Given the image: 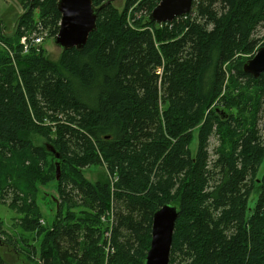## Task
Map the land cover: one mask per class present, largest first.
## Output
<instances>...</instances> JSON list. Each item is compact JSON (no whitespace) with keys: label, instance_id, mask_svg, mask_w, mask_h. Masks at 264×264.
Returning <instances> with one entry per match:
<instances>
[{"label":"trees","instance_id":"1","mask_svg":"<svg viewBox=\"0 0 264 264\" xmlns=\"http://www.w3.org/2000/svg\"><path fill=\"white\" fill-rule=\"evenodd\" d=\"M24 1L12 35L0 21V203L33 234L27 257L144 264L153 213L172 204L169 264H264V71H243L264 45V0H193L160 25L146 20L160 0H125L122 11L92 0L95 29L57 60L30 36L57 34V0ZM92 165L111 184L87 180ZM52 180L57 211L46 224L37 184ZM2 226L0 264H10Z\"/></svg>","mask_w":264,"mask_h":264},{"label":"water","instance_id":"2","mask_svg":"<svg viewBox=\"0 0 264 264\" xmlns=\"http://www.w3.org/2000/svg\"><path fill=\"white\" fill-rule=\"evenodd\" d=\"M192 1L160 0L146 16V20L156 25L172 22L190 12ZM57 9L61 17L53 42L61 50L82 49L89 34L95 29L97 8L92 5V0H57ZM243 71L254 78L264 71V45L259 46L252 57L244 62ZM58 177L59 167L57 166L56 178ZM177 216L178 210L172 204H164L153 213L150 246L144 264H169Z\"/></svg>","mask_w":264,"mask_h":264},{"label":"rangeland","instance_id":"3","mask_svg":"<svg viewBox=\"0 0 264 264\" xmlns=\"http://www.w3.org/2000/svg\"><path fill=\"white\" fill-rule=\"evenodd\" d=\"M124 1L125 0H114V5L118 8L119 11L123 10ZM24 2V0H0V21L2 22L6 34H13L16 27L17 19L19 15L23 12L22 6ZM34 16L37 17V12L34 13ZM140 16H143L144 18L145 15L138 12L136 14V18H139ZM129 21L131 22L132 20L130 19ZM262 34L263 31H259L257 36L260 37L262 36ZM37 35L42 38L41 43L39 45H41L43 50H45L46 55L52 60H57L61 53V48L53 42L52 38L48 36L47 31L39 32ZM30 36H33V34L31 33ZM24 42V44H26V38ZM258 127L262 132H264V116L260 117ZM196 133L197 130H194L192 134V142L190 143V148L192 149V152L195 150L196 147ZM31 139L35 143L44 144L46 150L53 154V149H51V147L46 144V142L42 138L38 136H31ZM216 144V138L211 137L209 140L208 149L212 151L213 147ZM54 162L57 163V157L54 158ZM263 171L264 160L259 167L258 177L261 176ZM83 175L87 180L93 183L100 180L108 181L111 184V177L108 174V171L106 170L104 165H92L86 169H83ZM55 181L56 180H52L46 184H37V203L46 224L52 221L57 211L56 201L58 195L56 192ZM257 196L258 190L256 188L252 192L248 200L249 209L254 206ZM0 219L3 222L2 228L4 230V233L1 235V240H5V242L1 246V252L5 260L8 261L10 264H36L35 259H31L30 257L29 259L27 257L30 250L29 247L25 244V241L33 244V242H31L33 234L31 235L30 233H24L21 232L19 228H15L14 222L16 221V219H18V214L10 207H8L7 204L0 203ZM35 244L36 246H38V243ZM32 256L34 255L32 254Z\"/></svg>","mask_w":264,"mask_h":264},{"label":"built area","instance_id":"4","mask_svg":"<svg viewBox=\"0 0 264 264\" xmlns=\"http://www.w3.org/2000/svg\"><path fill=\"white\" fill-rule=\"evenodd\" d=\"M41 37L39 35H34L32 36V40L31 43L35 44V45H39L41 43ZM25 37L21 38V43L24 45V47L26 48V45L24 44ZM106 236H108V234H106Z\"/></svg>","mask_w":264,"mask_h":264},{"label":"bare ground","instance_id":"5","mask_svg":"<svg viewBox=\"0 0 264 264\" xmlns=\"http://www.w3.org/2000/svg\"><path fill=\"white\" fill-rule=\"evenodd\" d=\"M27 47V46H26ZM258 47V46H257ZM159 209V208H158Z\"/></svg>","mask_w":264,"mask_h":264}]
</instances>
